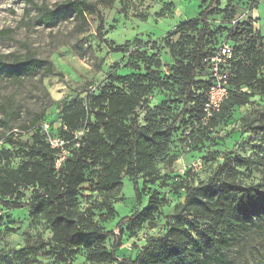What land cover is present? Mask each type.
Returning a JSON list of instances; mask_svg holds the SVG:
<instances>
[{
    "label": "trees",
    "instance_id": "obj_1",
    "mask_svg": "<svg viewBox=\"0 0 264 264\" xmlns=\"http://www.w3.org/2000/svg\"><path fill=\"white\" fill-rule=\"evenodd\" d=\"M19 1L35 6L40 23L47 27L64 19L69 10L85 20V13H93L95 8L86 0H68L56 10L38 7L34 0ZM115 1L106 0V4ZM222 1L210 0L197 18L177 27L175 34L179 41L166 43L173 59L167 77L162 76V63L156 55L149 56L139 50L130 52L128 44L113 47L107 43L114 52L129 53L134 61L130 65L132 70L142 73L110 77L98 93L90 92L85 99L63 104L61 131L57 137L50 128L45 130V123L39 124L42 118L25 127L35 129L30 143H22L15 133L7 136L4 142L25 150L26 159L12 167L8 159L1 158L11 154L0 152L1 206L10 210L29 208L31 218L40 217L49 226L52 240L61 252L81 249L92 263L227 264L225 251L245 234L264 225V187L259 184L246 185L232 177L180 187L186 195L178 212L180 217L170 224L164 237L147 247L136 260H121L116 255L123 230L126 226L132 232L145 225L154 226L160 201L152 196L145 209L122 219L117 225L119 235L113 234L111 250L105 243L112 233L89 228L88 216L76 209L81 190L87 184L97 193L111 194L121 188L125 177L136 184L137 197L141 201L138 180L143 179L150 185L159 182L158 163L174 160L170 153L180 128H192L185 138L186 144L194 140L201 145L211 130L232 118L235 108L248 105L256 96L264 99V77L260 74L264 68V39L254 31L249 18L236 23L229 31L234 45L228 44L233 50L228 62L229 96L220 111L208 123H203V108L212 85L211 58L223 45H217L218 33L212 29L211 17L221 12ZM225 1L226 7L221 13L232 21L235 0ZM5 34L7 31L0 32V36ZM5 58L0 57V65ZM5 67L11 77L30 75L39 69L53 73L50 63L33 58H16ZM205 69L207 79L198 80ZM173 89L180 95V109H174L169 100L150 107L149 97L155 90ZM138 110L145 111L143 121ZM49 137L63 140L64 148L69 151L59 169H56V160L61 150L52 148ZM231 171L228 168L229 177ZM31 189L30 202L24 204L21 198ZM109 215H114L111 207Z\"/></svg>",
    "mask_w": 264,
    "mask_h": 264
},
{
    "label": "rangeland",
    "instance_id": "obj_2",
    "mask_svg": "<svg viewBox=\"0 0 264 264\" xmlns=\"http://www.w3.org/2000/svg\"><path fill=\"white\" fill-rule=\"evenodd\" d=\"M67 1L34 0V3L56 10ZM86 1L95 8L93 13H85V20L69 10L64 19L47 27L40 23L35 6L19 0H0V32L7 31L0 36V57H6L0 65V152L11 154L1 158L8 159L12 167L23 163L26 152L4 142L11 133L17 134L22 143H30L35 129L25 127L42 118L39 124L48 125L57 137L63 104L85 99L90 92L98 93L110 77L142 73L132 70L130 65L134 61L129 53L114 52L107 43L113 47L128 44L130 52L139 50L156 55L162 63V76L167 77L173 59L166 43H177V27L197 18L210 0H117L111 5L106 0ZM233 6L232 21L221 13L226 7L225 0L221 2V12L211 17L212 29L218 33L217 45H233L229 31L249 18L254 31L264 39V0H235ZM101 21L103 30L99 31ZM16 58L47 61L53 73L39 69L30 75L8 76L5 66ZM260 74L264 77V68ZM207 76L205 69L198 80ZM149 98L151 108L168 100L173 102L174 109L181 108L176 89L155 90ZM138 115L143 121L145 111L138 110ZM263 127L264 99L258 96L248 105L235 108L232 118L211 130L201 145L194 140L186 144L185 138L192 128L182 127L172 143L170 158L174 160L158 163L159 182L150 185L138 180L141 201L136 184L125 177L121 188L111 194L97 193L87 184L81 190L76 209L88 216L89 228L112 233L105 243L111 250L113 234L119 235V222L145 209L152 196L160 201L154 226L145 225L134 232L126 226L123 230L116 255L121 260H136L147 247L164 237L170 224L180 217L178 212L186 196L180 187L232 177L246 185L264 187ZM228 168L234 171L230 177ZM32 195V189L26 191L21 201L29 203ZM109 207L114 209L113 216L109 215ZM30 213L27 207L10 210L0 204V264H104L90 262L81 249L61 252L52 240L49 226L40 217L31 218ZM225 257L227 264H264V225L245 234L225 251Z\"/></svg>",
    "mask_w": 264,
    "mask_h": 264
},
{
    "label": "built area",
    "instance_id": "obj_3",
    "mask_svg": "<svg viewBox=\"0 0 264 264\" xmlns=\"http://www.w3.org/2000/svg\"><path fill=\"white\" fill-rule=\"evenodd\" d=\"M233 50L229 45L223 44L218 48L216 54L211 58V78L212 85L207 94V101L204 105L203 123L206 124L213 115L220 111L222 104L229 96L230 87V71L228 62L232 57ZM45 130L49 128L44 125ZM49 143L54 149H60V155L56 160V169H59L69 151L64 148L65 142L59 138L49 137Z\"/></svg>",
    "mask_w": 264,
    "mask_h": 264
}]
</instances>
